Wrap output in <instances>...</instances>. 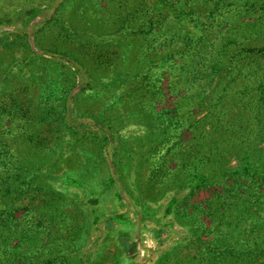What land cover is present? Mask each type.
<instances>
[{"label": "rangeland", "instance_id": "374dc122", "mask_svg": "<svg viewBox=\"0 0 264 264\" xmlns=\"http://www.w3.org/2000/svg\"><path fill=\"white\" fill-rule=\"evenodd\" d=\"M0 264H264V0H0Z\"/></svg>", "mask_w": 264, "mask_h": 264}]
</instances>
